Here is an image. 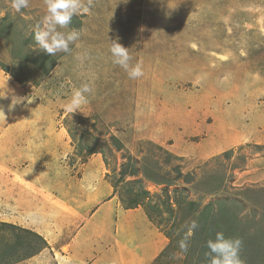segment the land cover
<instances>
[{
	"label": "rangeland",
	"instance_id": "374dc122",
	"mask_svg": "<svg viewBox=\"0 0 264 264\" xmlns=\"http://www.w3.org/2000/svg\"><path fill=\"white\" fill-rule=\"evenodd\" d=\"M45 12V0L20 13L0 0V100L15 93V115L0 128L14 148L0 152V264L65 255L80 221L55 222L48 241L23 220L46 190L79 204L86 172L101 182L94 192L111 187L97 206L115 197L148 224L105 225L112 240L100 248L111 246L112 264H124L128 250L148 264H209L206 242L218 231L242 240L244 264H264V0H93L59 29L80 38L56 56L33 38ZM113 40L142 64V77L112 62ZM84 83L88 103L66 112ZM63 179L68 190L52 192ZM192 220L199 228L183 252Z\"/></svg>",
	"mask_w": 264,
	"mask_h": 264
},
{
	"label": "crops",
	"instance_id": "0c3cea01",
	"mask_svg": "<svg viewBox=\"0 0 264 264\" xmlns=\"http://www.w3.org/2000/svg\"><path fill=\"white\" fill-rule=\"evenodd\" d=\"M5 88H7V85H5ZM4 93L6 97L0 100V109L3 110H0V116H3L0 123V128H2V130L6 128H3L5 119L4 115H15L14 111L10 109V107H12V104H9L12 99L8 97L9 94H15L14 90L8 88L4 91ZM14 109L17 110L16 114L18 115V105L16 106V108L14 107ZM5 130H7V128ZM15 130L16 127H12L10 129L11 132H14ZM4 134L5 132H3V136ZM8 138H10V136L8 135L0 138V152L3 151V153L5 154L6 152H14V148H11L8 151V146H5ZM2 147L4 148L3 150ZM65 180L66 179L61 180L58 184L55 183L51 191L66 192L68 190V184ZM95 180V173L91 172L84 173L78 180L76 184L77 189L75 190V192H80L81 190H83V184H87L86 187H88L87 189H84L87 191L83 193L85 195L84 200L80 201L79 204L77 203L78 199L72 198L73 200L63 201L64 197L60 198L58 195L52 196L51 194H49V191L46 190V193H43L45 201L44 204L30 208V213H27L25 217L23 216V221L26 222H24L22 227L36 231L38 234L43 235L48 241L55 237V230L57 231V229L54 228V226H57V224L59 225V227H61L62 225L63 227L61 228H64L69 225L67 224V222L69 223L73 220H76V222H81L76 228L75 234L71 236L70 241L65 245L67 247V251L66 253H62L65 255H62L60 258L58 257L57 263L54 264L115 263V261H117L116 254L112 253L113 250L111 249V246L106 247L104 251H102V249L100 248L101 242H104L106 246V244L112 240L111 232L108 228L109 225H105L109 224V221L114 220V222H117V224H119V226L122 227L123 230L126 228L130 231L134 230L132 227L133 223H140L145 227L148 226L145 220L140 218L141 210L139 208L124 209L122 207H118L119 205L118 203H116L115 197L108 199L107 201L102 202L99 206H97L98 203H100L110 195L109 191L111 190V187H106L105 189L109 191L104 194H101V192H99L101 191L99 190V188L96 192H94V190H91L90 187L97 189V187H100L98 185L101 183L98 180V182L96 183ZM105 182L106 181H104V183ZM105 189L103 191H105ZM102 196L105 197L103 198ZM100 198L103 200H101ZM86 209L91 210L88 213ZM55 222L58 223L56 224ZM100 222H102V226ZM65 223L67 224L66 226ZM106 230L109 231V234L107 236L103 235L104 231ZM49 235L51 237H48ZM115 238L117 237L115 236ZM42 256L43 253L41 252V254L29 258L27 262L23 261L19 262V264H38L37 261L42 259ZM142 256L144 258L145 255H140L139 257L138 255L133 254L130 250H128L125 252V258H122V261H124V264H148L147 260H143ZM46 257H48L47 254L45 258Z\"/></svg>",
	"mask_w": 264,
	"mask_h": 264
},
{
	"label": "clouds",
	"instance_id": "9594fccd",
	"mask_svg": "<svg viewBox=\"0 0 264 264\" xmlns=\"http://www.w3.org/2000/svg\"><path fill=\"white\" fill-rule=\"evenodd\" d=\"M46 12L34 27V41L42 50L50 56L57 53H69L70 45L80 38V32L73 29L67 33L59 29L67 28L74 16L86 14L93 6V0H45ZM29 0H11V8L17 13L27 9ZM112 62L125 71L131 79H138L143 76L144 71L140 62L131 63L132 56L129 48L123 46L118 40H113L110 46ZM80 59V57H77ZM93 92L89 83H84L80 88L72 92L71 98L65 105V111L72 114L81 106L88 103V94ZM19 101H15L17 103ZM2 110V109H0ZM3 111V110H2ZM199 228L196 220H192L187 226V232L179 242V248L183 252L188 250V239ZM208 251L205 255L209 258V264H244L240 256L242 240L240 238L226 237L223 231H218L214 239L207 242Z\"/></svg>",
	"mask_w": 264,
	"mask_h": 264
},
{
	"label": "trees",
	"instance_id": "16d2710c",
	"mask_svg": "<svg viewBox=\"0 0 264 264\" xmlns=\"http://www.w3.org/2000/svg\"><path fill=\"white\" fill-rule=\"evenodd\" d=\"M228 221L231 222V223H233V222H234V223H240V222H238L239 220H238V221H236V220H235V221H233V220H231V221L228 220ZM3 223H4V222H3ZM6 224H8V223H6ZM10 225H11V224H10ZM30 230H31V229H30ZM31 231L33 232V234H35V235H39L36 231H34V230H31ZM261 234H262V236L264 235L263 233H261ZM39 236H40V235H39ZM225 236H226V237H231V234H228V235H225ZM262 238H263V237H262ZM261 246L264 247V243H262Z\"/></svg>",
	"mask_w": 264,
	"mask_h": 264
}]
</instances>
